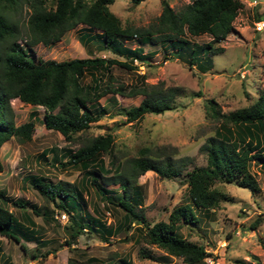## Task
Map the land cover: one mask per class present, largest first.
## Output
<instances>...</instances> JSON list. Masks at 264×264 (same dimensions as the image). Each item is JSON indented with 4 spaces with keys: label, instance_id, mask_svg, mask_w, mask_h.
Returning <instances> with one entry per match:
<instances>
[{
    "label": "trees",
    "instance_id": "obj_1",
    "mask_svg": "<svg viewBox=\"0 0 264 264\" xmlns=\"http://www.w3.org/2000/svg\"><path fill=\"white\" fill-rule=\"evenodd\" d=\"M142 1L129 0L134 5ZM113 2L0 0V148L12 137L20 142L29 141L35 130V112H31L24 123H14L12 99L33 107H44V127L60 133L66 142L74 141L77 133L88 129L107 112L106 104L99 103L106 95L107 104L113 103L116 95L142 96L137 105L121 109L130 122L138 121L148 113L159 114L172 109L175 97L183 93L181 88L163 89L149 85L143 75L139 76L138 83L115 85L113 68L134 70V60L144 63L150 59L152 53H144L143 44L170 46L179 53L178 57L189 49L193 55L187 59L188 64L193 67L197 62L200 67L201 62L196 61L200 52L214 54L224 50L214 44L224 41L234 31V21L244 6L241 0H191L175 11L162 0V11L155 22L148 27H133L122 25L109 9ZM23 7L28 11L25 21L20 19ZM78 25L86 26L89 32L96 31L91 35L82 34L79 39L99 40L104 49L124 60L101 56L33 60L29 53L31 47L39 43L55 44ZM202 34L209 35L210 42L190 44L188 36ZM128 40H137L139 44L128 46L124 43ZM262 55L264 57V50ZM86 77L88 81H85ZM206 107L211 117L222 120L214 135L200 147L206 155V165L186 172L189 202L174 207L167 221L149 224L140 212L143 204L138 178L147 171H154L162 178L177 177L188 166L189 159H174L172 154L153 153L151 148L143 147L138 156L121 163L114 154V136L109 132L87 139L76 149H63L59 164L62 167L80 166L84 170L79 187L62 181L53 183L44 176L30 175L25 180L47 201L69 215L70 222L64 226L70 239L68 244L83 232L112 236L137 223L143 241L164 251L162 255H155L150 249L140 247L141 258L166 262L174 256L185 264H209L206 258L210 253L205 247L182 237L179 230L182 225L199 222L194 209L207 213L218 206L221 199H228L225 193L213 187L216 180L235 182L252 193L261 191L251 166L259 164L264 169V88L259 90L253 103L227 114L221 113L212 99L207 101ZM51 150L56 151L55 148ZM46 152L40 156L45 157ZM102 155L110 157L109 168ZM2 169L0 159V171ZM108 173L112 175L108 176ZM108 184H117L120 190L108 188ZM89 186L105 205L123 211L118 225L106 226L97 214H90L84 196ZM8 204L19 209L30 208L44 220H49L52 211H40L34 203L0 192V235L17 243L24 239L42 244L44 241L20 222ZM256 224H252V228ZM20 246L26 252V246L23 243ZM262 246L264 248V243ZM122 262L127 263L124 259Z\"/></svg>",
    "mask_w": 264,
    "mask_h": 264
},
{
    "label": "rangeland",
    "instance_id": "obj_2",
    "mask_svg": "<svg viewBox=\"0 0 264 264\" xmlns=\"http://www.w3.org/2000/svg\"><path fill=\"white\" fill-rule=\"evenodd\" d=\"M161 1L144 0L134 5L129 0H114L109 9L124 26L148 27L160 15ZM166 1L178 11L191 0ZM241 1L244 6L234 21V31L224 41L214 44V47H223L224 50L214 54L200 52L196 58L201 62L200 67L197 62L193 67L188 64L187 59L193 55L189 49L178 57L179 53L170 46L143 44L144 53H152L150 59L144 63L134 60V70L113 68L115 85L138 83L139 76L143 75L149 85L163 89L181 88L183 93L175 97L170 110L148 113L138 121L130 122L121 109L137 105L142 96L116 95L115 101L107 104L106 95L99 103L106 104L107 112L88 129L77 133L74 141L66 142L60 133L44 127V107L11 100L14 123H24L30 113L35 112V130L29 141L20 142L12 137L1 146L0 192L7 197L34 203L40 211L49 209L52 214L49 220H44L30 208L19 209L8 204L20 222L33 229L44 242L36 244L32 240L21 239L20 243L27 249L25 252L20 243L0 235V264H124L123 259L126 264H185L174 256L166 262L141 258L138 254L140 247L150 249L155 255H162L164 251L143 241L136 228L137 223L112 236L83 232L68 244L70 239L64 226L70 222L69 215L66 213L63 221L55 218V213L63 210L47 201L25 179L30 175L44 176L53 183L62 181L79 187L84 170L80 166L62 167L58 161L63 159V149H76L87 139L109 132L114 136V154L121 163L138 156L143 147L151 148L153 153L172 154L174 159H189L188 166L177 177L162 178L154 171H147L138 178L143 204L140 212L149 224L167 221L174 207L189 202L186 172L206 165V155L200 147L214 135L222 120L207 113V101L214 100L221 113L227 114L253 103L259 90L264 88V26L258 24L264 21V0ZM27 13L23 7L20 19L25 21ZM94 32L78 25L67 31L57 43L49 46L39 43L31 47L29 53L35 62L95 56L124 60V57L104 49L99 40L79 39L82 34ZM187 38L190 44L199 45L211 40L207 34ZM124 43L131 47L139 44L137 40ZM54 148L56 151L51 150ZM44 151H47L46 155L41 157ZM102 158L109 168L110 157L102 155ZM251 171L261 187L259 193H252L235 182L216 180L213 187L225 193L228 199H221L219 205L207 213L194 209L199 222L182 225L179 230L182 237L205 247L210 253L206 258L209 264H264V169L259 164H252ZM107 187L120 190L117 184H108ZM84 196L90 214H97L106 226L114 227L122 220L123 211L105 205L92 186ZM255 222L256 227L252 228Z\"/></svg>",
    "mask_w": 264,
    "mask_h": 264
},
{
    "label": "built area",
    "instance_id": "obj_3",
    "mask_svg": "<svg viewBox=\"0 0 264 264\" xmlns=\"http://www.w3.org/2000/svg\"><path fill=\"white\" fill-rule=\"evenodd\" d=\"M258 24H260L259 26H264V21H259ZM55 218H57L59 221H63L64 219H66V213L64 212H58L55 214Z\"/></svg>",
    "mask_w": 264,
    "mask_h": 264
},
{
    "label": "clouds",
    "instance_id": "obj_4",
    "mask_svg": "<svg viewBox=\"0 0 264 264\" xmlns=\"http://www.w3.org/2000/svg\"><path fill=\"white\" fill-rule=\"evenodd\" d=\"M58 212H64V211H57L56 213H58ZM56 213H55V214H56ZM64 213H66V212H64Z\"/></svg>",
    "mask_w": 264,
    "mask_h": 264
},
{
    "label": "crops",
    "instance_id": "obj_5",
    "mask_svg": "<svg viewBox=\"0 0 264 264\" xmlns=\"http://www.w3.org/2000/svg\"><path fill=\"white\" fill-rule=\"evenodd\" d=\"M82 38H84V37H82ZM87 41V40H86Z\"/></svg>",
    "mask_w": 264,
    "mask_h": 264
}]
</instances>
